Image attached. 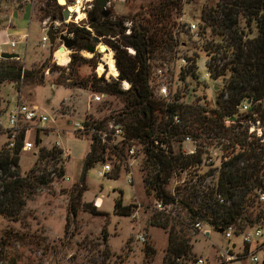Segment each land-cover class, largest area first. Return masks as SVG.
I'll use <instances>...</instances> for the list:
<instances>
[{
	"label": "rangeland",
	"instance_id": "rangeland-1",
	"mask_svg": "<svg viewBox=\"0 0 264 264\" xmlns=\"http://www.w3.org/2000/svg\"><path fill=\"white\" fill-rule=\"evenodd\" d=\"M81 1L80 10L76 15L73 14L65 22H59V19L53 23L49 19L42 21L44 12L41 10L43 8L41 0H0V17L8 19L11 11H20L26 5L24 13L29 15L32 10L33 20L43 30L42 34L37 36L35 45L28 49L26 59L18 62L24 71H30L31 76L22 78L17 83L5 81L0 85V151L6 145L9 148L10 130L7 117L10 110L16 106L25 105L47 116L48 121L44 125L36 122L18 124L15 131L16 136L23 134L24 141L32 144L31 151H22L20 154L19 172L21 176H25L34 166L39 149L51 150L56 147L62 153L60 164L53 162L49 166L42 164V168L45 167L47 173H50L52 182L47 187L39 189L26 202L19 218L13 220L0 216V264L163 263L168 245V233L151 225L154 213L159 212L155 210V199L147 195L144 189L145 155L142 145L136 139H128L124 127L114 124L113 120L108 121L101 132L84 128L85 131L80 133L75 126L76 124L81 126L87 116L102 121L111 115H116L123 108L120 97L106 95L103 100L94 103L92 96L100 95V93H93L89 88L83 89L79 86L92 77L104 78L107 82L115 81L112 76H108L111 74L107 71L110 69H107V66L102 74L99 73L100 65L106 63L108 54L102 55L101 51L97 50L101 43L104 47H110L109 42L112 41L113 34L97 36L95 31L88 28L87 11L93 6V2ZM151 1L109 0L107 9L111 13V21L122 20V26L127 31L131 27L130 16L139 12ZM214 1L216 0H183V6L177 11L178 13L173 14L167 27L176 45L171 47V51L165 49L162 53H155L148 64L149 79L152 80L149 87L152 92L156 90L159 83L157 79H152L151 71L158 67L165 69V78H162L161 84H164L170 91L171 101L176 106V114L181 119L180 128L173 138L174 153H177L181 141L188 135L196 140L202 158L207 157L208 154H216L218 157L214 160L217 166L214 169L207 167L185 171L181 176L173 175L166 186V190L172 194H175L178 188L196 184V178L192 177V174L196 177L210 174L205 177L204 184L217 187V176L223 162L229 158L232 145L236 152L240 151L239 145L233 139L234 135L238 131H247L249 125L241 127L238 125L237 121L242 115L239 108L233 122H230L227 117L223 119V130L226 133H209L205 128L197 129L198 124L194 122L195 116H192V113L199 110L203 111L205 117H210L213 112L218 111L217 94L224 88L229 78L227 74L224 78L212 79L206 70L210 60L206 59L204 51L208 45L217 49V41H220L217 37L214 39L209 37V30L205 32L206 34L200 31L202 24L200 11L205 5L212 4ZM74 3V0H66L69 6ZM57 4L59 5L58 1ZM61 7L63 10L66 9L65 6ZM70 7L71 11L75 10L72 9L73 6ZM81 14H84V17H81ZM51 25L54 27L56 41L52 47L49 43L42 47L41 39ZM189 25L195 26V33L189 32ZM71 26L84 28L90 33L91 39L87 43L94 45V53L85 50L76 51V41L73 34L69 33ZM240 29L244 30L247 35L248 28L244 22L240 23ZM251 31V34H248L250 39L256 36V31L254 29ZM60 37L74 40L73 49L59 52V48L63 46ZM94 37L100 40L99 44L92 42ZM223 50V47L220 48L216 57L224 55ZM226 55L228 57V54ZM72 56L77 60L76 64L70 67ZM67 57L69 63L62 64L59 59L66 62ZM78 57L86 62H81ZM181 58L187 59L188 66L186 70L182 69L180 72L174 61ZM229 58L230 56L225 61ZM225 61L217 60L216 64L220 66ZM212 63L215 62L212 61ZM192 64L193 75L189 71ZM153 100L160 104V109L165 111L167 108L165 103L157 99ZM248 103L250 104L248 110L253 114L257 105ZM257 111L260 113L258 108ZM155 116L157 117L155 118L156 125L163 127L162 117L158 111L155 112ZM257 117L258 115H255V118L252 116L250 119L254 125L256 124L253 120L258 119ZM163 119L166 120L167 117ZM112 125H119L123 131L122 134L115 135L111 128ZM259 128L264 133V120L259 122ZM93 135L98 139L93 152L97 155L98 161L90 166L87 164L84 181L80 183L81 170L89 156ZM247 135L250 137L248 141H255L258 137L256 133L249 135L247 132ZM100 138H103L104 142ZM36 140L41 141L39 146H36ZM259 144H264V141H260ZM121 147L125 148L124 156L117 158L116 150ZM129 148L134 150L135 158L129 156ZM102 163L109 164L111 172L104 177H99L98 173L102 171ZM60 165L64 170L62 178L52 173L53 169ZM116 173L117 179L109 178ZM127 176L131 177L130 184L127 182ZM262 179L264 183V169ZM79 187L85 190L77 214L72 217L68 209L69 194L74 188ZM96 198L101 200L100 207L96 208L101 214L92 215L86 206L94 205ZM118 198L122 199L123 205L135 207L131 216L114 215V202ZM251 210L254 213L261 211L264 217V201H260L257 196L255 207ZM171 213L177 217L160 214L170 219L173 218L179 223L188 222L185 211L177 206L172 207ZM202 224L205 229L209 230L207 237L194 231L191 226L185 225V234L191 238L195 258H203L208 264H221L217 252L225 250L228 241L223 233L214 232L204 222ZM233 227L239 231L236 226ZM256 228L261 229L264 235V220H260L251 227L246 226L240 232ZM103 232H106L108 236L105 244L102 240ZM140 236L144 239L143 243L138 240ZM262 241H264V236ZM231 242L240 249L242 244L240 237H233ZM147 246L154 251L152 257H147L145 254ZM259 251L261 252L257 253H261L263 258L264 250L259 249ZM233 263L249 264L244 259Z\"/></svg>",
	"mask_w": 264,
	"mask_h": 264
},
{
	"label": "trees",
	"instance_id": "trees-1",
	"mask_svg": "<svg viewBox=\"0 0 264 264\" xmlns=\"http://www.w3.org/2000/svg\"><path fill=\"white\" fill-rule=\"evenodd\" d=\"M41 1H43L41 10L44 12L42 21L59 20L63 8L55 0ZM183 3V0H152L139 12L130 16L131 27L128 36L124 34L122 20L114 23L115 27L121 26V28L113 30L112 37L115 39L109 42L114 52L116 68L107 70L111 74L108 76L116 77L118 71V81H126L130 84L128 91H123L119 82H107L104 78L92 77L79 85L83 89L89 88L93 93L122 99L123 108L116 115H111L102 121L87 116L83 122L84 127L101 132L110 120H113L114 124L122 125L126 137L136 139L142 145L145 155L143 183L146 194L163 204L177 206L185 211L188 217V222L179 223L173 218L154 213L151 225L168 233V245L162 264H195L196 258L191 238L185 234V225L191 226L195 222H204L214 232L236 226L240 232L242 228L251 227L260 220H264L261 211L254 213L251 210L255 207L257 192L264 193L262 179L264 144H259L261 140H264V133L261 139L254 137L256 142L248 141L250 137L246 130L238 131L234 135L233 139L239 145L240 151L236 152L232 145L229 158L223 162L217 176V187L204 184L205 177L210 175L208 174L198 176L196 184L178 188L175 194L166 190L168 181L173 175L178 176L181 170L200 162L199 158L189 160L179 155L164 156L152 148L157 132L169 127L175 132L177 128L174 126L171 128L169 122L176 107L168 106L164 111L160 109V104L152 99L147 79L148 62L155 53H162L165 49L171 51V47L176 45L167 27L173 14L181 9ZM87 17L89 24L92 20L96 24L103 23L101 9L94 4L87 12ZM200 22L202 23L200 31L206 34L205 32L209 30L208 36L212 39L217 37L220 41H217V49L208 45L204 51L206 59L210 60L206 66L207 72L212 79L224 78L227 74L229 78L224 88L217 94L218 111L213 112L210 117H205L200 110L192 113V116H195L194 122L198 124L197 129L205 128L206 132L217 134L225 132L223 119L236 115L237 109L244 101L257 105L260 113L256 108L253 114L258 115V119L253 121L261 123L264 120V0H216L201 9ZM241 22H244L248 28L247 35L240 29ZM71 27L69 33L73 34L76 41V51L85 50L94 53V45L87 43L91 39L90 33L84 28ZM252 29L256 31V36L250 39L248 34H251ZM95 34L103 36L98 31ZM222 47L224 55L216 57ZM128 48L135 51L134 56L128 54L126 50ZM226 54L230 56L227 61H225L228 58ZM76 60L77 58L72 56L70 67L76 64ZM78 60L86 62L80 57ZM211 60L215 63L213 64ZM217 60L225 62L219 66L216 64ZM18 62L19 60H5L0 63V85L5 81L17 83L22 78L31 76L30 71H24ZM189 71L193 75V64ZM156 111L162 117L163 127L156 125ZM164 117L168 120H164ZM251 118L250 112L242 114L237 121L238 125L241 127L242 120ZM91 140L95 142V146L98 144L96 136L93 135ZM23 142V134H20L16 137L12 148L9 149L6 145L0 151V216L13 220L19 218L26 202L39 189L47 187L52 182L50 173H47L45 167L42 168V164L49 166L52 162L61 163L62 153L59 149L41 148L34 166L25 176H21L19 160ZM40 143V140L35 142L36 146ZM124 147L116 150L117 158L124 156ZM87 159L89 166L98 161L95 153ZM52 173L62 178L64 176L62 165L53 169ZM194 175L192 174V177ZM109 178L117 179L118 175L116 173ZM84 190L83 187L74 188L69 194L68 209L72 217L77 214ZM217 194L222 195L226 204H219L216 199ZM86 207L92 215L101 214L93 204H88ZM134 209L133 205H123L121 198L114 202L115 216L129 217ZM107 238V233L103 232L104 244ZM247 250L246 248V252ZM145 254L147 257H152L154 251L147 246ZM262 264H264V256Z\"/></svg>",
	"mask_w": 264,
	"mask_h": 264
},
{
	"label": "built area",
	"instance_id": "built-area-1",
	"mask_svg": "<svg viewBox=\"0 0 264 264\" xmlns=\"http://www.w3.org/2000/svg\"><path fill=\"white\" fill-rule=\"evenodd\" d=\"M85 2L92 3L93 1L92 0H89V1L85 0ZM64 6L66 8L69 5L66 4ZM70 6H73V5H70ZM91 8H92V6H91ZM68 10H69V8H68ZM69 13H70V17H71L73 15V13L72 12H69ZM188 29H189V32H191V33L196 32L194 25H189ZM124 34L126 36H128L130 34V29L125 31ZM114 39L115 38H112L111 40L114 41ZM47 43H49V42H48L46 35L44 34L42 39H41L42 47H45ZM101 45H102V43H101ZM15 46H16V43H14V42L10 43V47L12 49L15 48ZM97 48H98L97 50H99V46ZM105 50H106V52H103L101 54L102 55L110 54L111 57L113 58V61H114L113 50L107 46H105ZM126 50H127L129 55H131V56L135 55V51L133 49L128 48ZM17 60H19V58ZM68 63H69V61H68ZM174 63L177 65V68L179 69L180 72L182 69L186 70V68L188 66L187 59H185V58L177 59L176 61H174ZM148 64H149V62H148ZM114 65H115V61H114ZM164 72H165V69L163 67H158V68L153 69L151 71L152 77H153L152 79H157L159 85L157 86V88L154 92H152V89H150V87H149V90L151 92L152 99H157L160 102L165 103L167 107L168 106H174L175 103H173L171 101L170 91L167 89V87L164 84H161L162 78H165ZM112 78L115 81L119 82L118 81V71H117V76L112 77ZM149 78H150V72H149V67H148V78H147L148 79V86L150 83H152V80H150ZM202 80H203V78H202ZM119 83H120L121 89L123 91H128L130 89V84L128 82L123 81V82H119ZM105 97H106L105 94H100V95L95 94L92 96V102L98 103L101 100H103ZM249 107H250V104L248 102L243 103L239 107V112L241 114H247L248 112H250V114H252L251 111L248 110ZM252 116H253V118H255L254 114H252ZM227 118H228V120H230V122H233L232 120L236 119V115L230 116ZM47 121H48L47 116L39 113L35 109H32V108L25 106V105L16 106L14 109H12L9 112L8 117H7L8 128L10 130V134L8 137L9 148H12L14 143H15V140L17 137L15 131H16L19 123L33 124L36 122V123H39L41 125H44ZM169 122H170L171 128L173 126L176 127L177 130H178V128H180L181 119L176 114V111L170 116ZM241 124L243 126L246 124H249L247 127V131H248L249 135L256 133V135L258 136L257 138H260V139L262 138L261 128H259V121H255L256 125H254L250 120H242ZM75 126L77 127V131L80 133L84 132L86 129L84 127L83 123L81 126L77 125V124ZM111 128H113L112 131H113V133H115V135L116 134L121 135L123 132L119 125H112ZM169 128L162 129L161 131L157 132V135H156L155 139H153V142H152V148L156 152H159L160 154H162L164 156H172V155L177 154V155H179L185 159L192 160V159L199 158V160H200L199 163L190 165L188 168L181 170L179 172L180 176L185 171H189V170L194 171V170H199V169L207 168V167L214 169L217 167L215 165V162H214V160H216V158H218L217 155L216 154H210V155L208 154L207 157L202 158V153L199 151V149H198L199 147L196 143V140L192 136L187 135L186 137H184V139L180 143V147H179L177 153H174V140H173V138L176 136L175 133L177 130L175 132H173ZM100 140L102 142H104L103 138H100ZM263 141L264 140H261V142H263ZM56 146H57V144H56ZM31 149H32V144L24 141L22 151H31ZM128 154L130 157L135 156L134 150L131 148H129ZM110 172H111L110 165L107 163H102V171L100 173H98V176L104 177L105 175L109 174ZM193 177L197 178L196 175H194ZM127 182L130 184V182H131L130 176H127ZM257 193H258L259 200L264 201V193H261V192H257ZM216 199H217V201H219V204H222V205L226 204L225 200L221 196V194H217ZM154 202H155V210L157 212L168 215V216L173 215L174 218L177 217L171 213V209H172L173 205L163 204V203L156 201V200ZM100 204H101L100 198H96L94 201V206L96 208H99ZM191 227L194 231L201 233L203 236H206V237L209 236V230L204 228L202 222H195L191 225ZM206 234H208V235H206ZM223 234H224L225 239L228 241V245L225 248V250H221V251L217 252V255H218V258H219L221 264H231L233 262H239L240 259H244V261H247L249 264H258V263L262 264V260H263L262 254L257 253V252H261V251H259V249L264 250V241H262V238L264 235H263V231L261 229L256 228V229H252V230H249L246 232H238L234 229L233 226H229L228 228H226L223 231ZM233 237H240L241 238L242 244H241L240 249L237 248L236 244H233L231 242V239ZM138 240L141 243L144 242V239L141 236L138 237ZM246 248L248 249L247 252H246ZM235 251H237V252H235ZM195 264H208V263L205 259L199 257L196 259Z\"/></svg>",
	"mask_w": 264,
	"mask_h": 264
},
{
	"label": "crops",
	"instance_id": "crops-1",
	"mask_svg": "<svg viewBox=\"0 0 264 264\" xmlns=\"http://www.w3.org/2000/svg\"><path fill=\"white\" fill-rule=\"evenodd\" d=\"M25 6L20 11H11L8 19L0 17V63L5 61L1 59V55L4 53L16 54L19 61L25 60L28 49L35 45L37 36L43 32L33 20L32 10L29 15L24 13ZM11 42L16 43L13 49L10 47Z\"/></svg>",
	"mask_w": 264,
	"mask_h": 264
},
{
	"label": "water",
	"instance_id": "water-1",
	"mask_svg": "<svg viewBox=\"0 0 264 264\" xmlns=\"http://www.w3.org/2000/svg\"><path fill=\"white\" fill-rule=\"evenodd\" d=\"M56 2L58 0H55ZM93 1V4L98 7L99 9H101V15L102 17L105 19L109 16V12H108V9H107V6L109 5V0H92ZM69 6L66 7V9H64L62 11V14H61V17H60V20L59 22H65L69 19L70 17V13H69V10H68ZM55 21H53L54 23ZM88 28L92 31H99V32H102L104 34V36H108L110 35L112 32L111 30H108L106 29V27L104 26H98L96 25L95 21L92 20L91 21V24H89ZM55 31H54V27L51 25L45 35L48 39V42H49V45L52 47L56 41V37H55ZM60 40L63 42V46L59 48V52H63L65 50H72L74 45H75V41L72 40V39H68V38H65V37H60ZM92 42L94 44H99L100 43V40L98 38H93L92 39ZM104 46L100 47L103 48ZM52 57V55H51ZM1 59L3 60H17L18 59V55L16 54H7V53H4L1 55ZM94 146H95V142H93V144L91 145L90 147V153H89V156H92L93 155V152H94ZM87 164H88V159L85 160L84 162V165L82 167V170H81V175H80V180L79 182L82 183L84 181V178H85V174H86V171H87ZM218 233H223L222 230L218 231ZM208 235V234H206Z\"/></svg>",
	"mask_w": 264,
	"mask_h": 264
},
{
	"label": "bare ground",
	"instance_id": "bare-ground-1",
	"mask_svg": "<svg viewBox=\"0 0 264 264\" xmlns=\"http://www.w3.org/2000/svg\"><path fill=\"white\" fill-rule=\"evenodd\" d=\"M74 1H75V3L73 4V8H72V9H75V10H74V11H71V7H69V12H72L74 15H76V13H78L79 10H80V3H81V0H74ZM86 1H89V0H86ZM58 2H59V5H61V6L66 5V0H58ZM81 17H84V14H81ZM76 18H77V17H76ZM99 47H102V45H100ZM99 50L101 51V53L106 52L105 47H103V48H101V49H99ZM67 58H68V57H67ZM59 60H60V62H61L62 64L66 65V64L68 63V61H69V58H68V60H67L66 62L63 61V60H61V59H59ZM105 60H106V59H105ZM105 66L108 67L107 69L110 68V70H112V69L115 68L113 58L111 57L110 54L107 55L106 63H105L104 65H100L99 73L102 74V73L105 71ZM112 77H114V76H112Z\"/></svg>",
	"mask_w": 264,
	"mask_h": 264
},
{
	"label": "flooded vegetation",
	"instance_id": "flooded-vegetation-1",
	"mask_svg": "<svg viewBox=\"0 0 264 264\" xmlns=\"http://www.w3.org/2000/svg\"><path fill=\"white\" fill-rule=\"evenodd\" d=\"M108 12H109V16L107 17V18H103L102 17V15H101V18H102V21H103V23H101V24H96V25H98V26H104V27H106V29H108V30H111V32L113 33V30L114 29H120L121 28V26H118V27H115V25H114V23L116 22V20H114V21H111V19H112V16H111V13H110V11L108 10ZM106 21H107V23H106ZM96 32V31H95ZM99 32V31H98ZM102 33V32H101ZM103 34V33H102ZM104 35V34H103Z\"/></svg>",
	"mask_w": 264,
	"mask_h": 264
}]
</instances>
